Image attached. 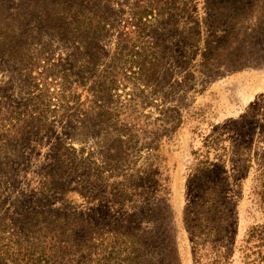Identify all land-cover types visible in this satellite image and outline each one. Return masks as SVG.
Here are the masks:
<instances>
[{"label": "rangeland", "instance_id": "1", "mask_svg": "<svg viewBox=\"0 0 264 264\" xmlns=\"http://www.w3.org/2000/svg\"><path fill=\"white\" fill-rule=\"evenodd\" d=\"M78 1L85 5L89 0ZM148 1L111 0L106 3L102 11L110 15L116 26L109 38L99 41L102 62L97 64L92 75L83 73L73 58L72 45L50 35L40 13L30 20H20L23 42L28 44L30 41L27 40L34 38L38 44L50 49L48 56L37 60L33 75L40 83L47 84L53 94L68 81L67 94L78 95L80 100L78 105L70 102V105L75 104L70 112L72 119L86 114L89 124L86 129L78 124L70 126L54 122L56 118L50 117L54 122L51 130L34 132L28 140L13 143L11 148L4 150L6 153H0V224L3 225L0 246L9 245L11 251L16 252L20 247L42 245L51 253V235L47 232L33 235L21 229L20 219L28 213L33 217L44 214L60 217L69 228L78 231L76 240L72 236L60 240L69 257H79L75 264L87 255L86 246L78 251L85 237L82 230L73 225L89 215L98 217L96 210L100 202L88 203L74 191L79 183L75 179L68 183L65 192L52 194L42 203L33 204L34 196L40 191L43 175L53 162L55 145L59 141L66 147L84 149L87 153L96 148L104 133H111L106 127L93 124L95 117L91 109L98 108L91 86L111 62L116 44L136 40L130 9L134 4L146 5ZM184 2L191 20L198 23L196 43L182 46L180 50L175 39L165 40L162 56L167 60L165 66L169 77L167 83L161 85L160 94L148 98L150 95L145 91V97L132 101L133 81L125 80V86L113 92L111 100H97L104 110L117 114L119 125L132 127L139 138L145 131L165 129L153 139L151 149L141 152L136 166L124 172L128 181L135 182L151 171L157 181L155 189L142 199H128L122 207L111 205L110 212L120 217L124 212L133 214L135 204L147 205L146 214L138 216L132 227L135 235L146 234L143 253L148 260L164 264L170 245L176 250L179 264H195L197 247L184 225V212L194 209V202H201L196 197L215 190V201L210 193L207 205L200 204L202 207L197 210L216 207L218 216L225 223L221 236L211 239V247L215 246L224 254L219 264H264V20H261V31L257 32L254 41L253 58L260 61L259 65H248L219 77H206L199 72L201 53L210 34L203 24L207 17L206 0ZM19 3L20 0H0V28H6L16 18ZM178 26L179 29L187 28L185 18H181ZM34 49L36 47L30 52ZM194 49L197 54H193ZM178 57L188 63H181ZM22 72L25 73L18 62L10 59L5 51L0 54V146L1 136L7 130L13 135L19 128L9 126L8 117L10 111L19 107L21 99L27 97ZM84 74L86 80L83 81ZM207 158L213 166L197 180L190 168ZM120 180L123 179L114 178L108 183ZM158 206H164L167 211V231L161 227L164 220L153 211ZM203 215L199 216L204 219ZM115 225L116 221L105 220L93 227L105 239H111ZM198 256H201V263L206 264L212 261L213 254L207 248Z\"/></svg>", "mask_w": 264, "mask_h": 264}, {"label": "trees", "instance_id": "2", "mask_svg": "<svg viewBox=\"0 0 264 264\" xmlns=\"http://www.w3.org/2000/svg\"><path fill=\"white\" fill-rule=\"evenodd\" d=\"M110 1L89 0L83 5L78 0H20L19 14L6 28H0V54L5 51L9 58L17 61L21 70L25 71L22 72V77L27 86V97L21 99L19 107L9 113L8 125L12 128L16 125L19 128L15 129L13 135L7 130L8 132L1 136L3 142L0 153H6L4 150L7 147L11 148L13 143L28 140L34 132L51 130L54 122L71 124L70 126L78 124L86 129L89 124L86 121L88 117L86 114L72 119L73 115L70 112L75 104L70 105V102L78 105L80 100L78 95L67 94L68 81L58 93L53 94L47 84L40 83L33 75L34 69L38 66L37 60L41 56H48L50 49L38 44L34 38L27 40L30 41L28 44L23 42V26L20 20H30L40 13V19L50 35L72 45L75 51L73 58L80 64L83 73L92 75L97 64L102 62L103 55L98 51V48H102L99 41L109 38L116 26L110 15L102 11ZM102 3L104 5H101ZM206 8L207 17L203 24L210 34L201 53L199 72L206 77L214 78L248 65H259L260 61L253 58V52L255 36L261 31V20H264V0H206ZM130 14L136 40L116 44L111 62L106 64L102 75L91 86V92L95 95L94 104L98 108L91 109L95 117L93 124L106 127L105 129L111 133H104L96 148L87 153L84 149L66 147L59 141L55 145L53 162L48 165L43 175L44 181L41 183L40 191L34 196L33 204L42 203L51 198L52 194L65 192L75 179L79 183L74 191L88 203L100 202V207L96 210L98 217L89 215L85 220L77 221V224L73 225L79 227L85 237L78 251H82L86 246L88 252L79 264H154L143 253L146 234L135 235L132 227L138 216L146 214L147 205L135 204L133 214L124 212L120 217L112 215L110 206L122 207L128 199H142L155 189L157 181L151 171L145 172V176L135 182L128 181L124 172L136 166L141 152L151 149L153 139L158 138L159 132H165V129L162 127L161 131L155 129L145 131L143 137L139 138L132 127L119 125L117 114L104 110L103 105L97 104V100H111L113 92L125 86V80L133 81L134 90L130 94V100L145 97V91L150 95L148 98L157 97L161 85L167 83L169 77L165 66L167 60L165 61L162 56L165 40L175 39L180 50L182 46L196 43L198 23L191 20L184 0H150L146 5L137 3L131 7ZM181 18H185L186 29H179ZM32 45L34 46L31 48ZM35 47L36 49L30 52ZM102 50L104 51V48ZM195 51L197 49L193 50V54ZM29 52L31 54H28ZM177 59L183 64L188 63L181 61L179 57ZM50 68L53 69L52 66ZM188 75L192 76L190 73ZM85 77L86 74L82 76L83 81L86 80ZM166 111L168 110L164 113ZM50 117L56 120L52 122ZM173 127L174 125H171V128ZM212 166L207 158L193 165L190 172L199 180L200 175L205 174L207 168ZM120 177L123 180L108 183V180ZM215 192L213 190L202 193L196 197L201 202H194V209H186L184 212V225L194 237L197 247L195 264H203L198 253L207 248H210L213 257L212 261L206 264H219L224 257L220 250L217 251L218 248L211 247V239L221 236L225 224L221 216H218L216 207L197 210L201 209L200 204L203 207L207 205L210 193L215 201ZM153 211L164 220L161 227L167 231L169 221L165 207L158 206ZM200 214H204V219L199 216ZM20 220L24 232L33 235L47 232L51 235L49 239L53 242L52 251L48 253L45 246L39 245L20 247L15 252L11 251V246L4 245L0 246V264H75L76 259H79L69 257V253L60 244L62 238L68 239L72 236L73 240H76L78 234V231L69 228L60 217L44 214L33 217L28 213ZM105 220L116 221L111 239H105L93 227ZM2 230L3 225L0 232ZM164 264H179L176 250L170 245L167 247Z\"/></svg>", "mask_w": 264, "mask_h": 264}]
</instances>
